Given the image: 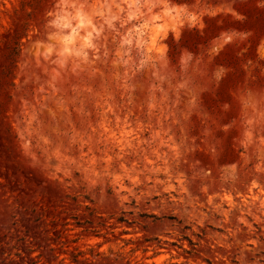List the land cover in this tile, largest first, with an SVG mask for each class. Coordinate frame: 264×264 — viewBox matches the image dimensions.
<instances>
[{"label": "rangeland", "instance_id": "obj_1", "mask_svg": "<svg viewBox=\"0 0 264 264\" xmlns=\"http://www.w3.org/2000/svg\"><path fill=\"white\" fill-rule=\"evenodd\" d=\"M0 264H264V0H0Z\"/></svg>", "mask_w": 264, "mask_h": 264}]
</instances>
